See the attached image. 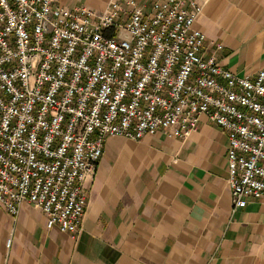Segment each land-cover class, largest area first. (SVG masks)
<instances>
[{"label":"built area","instance_id":"1","mask_svg":"<svg viewBox=\"0 0 264 264\" xmlns=\"http://www.w3.org/2000/svg\"><path fill=\"white\" fill-rule=\"evenodd\" d=\"M201 9L0 0V210L30 203L76 238L108 137L185 140L203 116L227 136L232 212L264 198V69L240 76L207 54Z\"/></svg>","mask_w":264,"mask_h":264},{"label":"crops","instance_id":"2","mask_svg":"<svg viewBox=\"0 0 264 264\" xmlns=\"http://www.w3.org/2000/svg\"><path fill=\"white\" fill-rule=\"evenodd\" d=\"M110 1L58 3L103 11ZM195 1L207 54L254 78L264 69V0ZM228 178L227 136L205 116L185 140L108 137L77 237L47 229L30 203L16 217L1 209L0 264H264V198L232 212Z\"/></svg>","mask_w":264,"mask_h":264}]
</instances>
